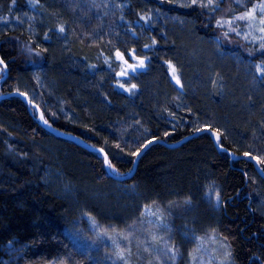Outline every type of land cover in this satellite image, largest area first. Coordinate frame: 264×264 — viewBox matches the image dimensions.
Listing matches in <instances>:
<instances>
[{
  "label": "trees",
  "instance_id": "trees-1",
  "mask_svg": "<svg viewBox=\"0 0 264 264\" xmlns=\"http://www.w3.org/2000/svg\"><path fill=\"white\" fill-rule=\"evenodd\" d=\"M258 2L242 0L249 8ZM229 4L232 0H222L221 7ZM40 5L0 0V16L11 21L0 22V56L8 63L0 94L27 92L54 128L103 148L121 177L132 172L130 151L153 137L180 142L196 134L194 125L219 128L223 147L235 156L264 152V84L245 73L243 80L233 65L214 55L221 32L214 21L205 26L208 15L202 10L167 0H40ZM140 15H151L154 26ZM60 24L67 38L44 41V34L52 36L49 29ZM245 27L240 22L241 32ZM153 36L158 44L145 49ZM230 40L221 38L223 53L236 54L243 64L259 62V43L235 34ZM33 41L48 52L29 58L23 45ZM116 48H134L151 58L146 71L130 74V82L139 86L135 94L116 86L117 80L128 82L116 76ZM166 60L176 66L183 88L173 83ZM36 117L19 98L0 101V264H59L61 259L96 264L66 231L77 221L84 224L85 213L124 231L123 220L132 221L145 205L215 229L229 246L232 264H264V214L257 206L264 200V180L248 160L219 152L207 133L174 149L151 146L134 175L116 181L105 175L99 154L49 134ZM209 187L221 194L216 209L206 203ZM189 197L188 211L169 209V202L183 204Z\"/></svg>",
  "mask_w": 264,
  "mask_h": 264
},
{
  "label": "snow or ice",
  "instance_id": "snow-or-ice-1",
  "mask_svg": "<svg viewBox=\"0 0 264 264\" xmlns=\"http://www.w3.org/2000/svg\"><path fill=\"white\" fill-rule=\"evenodd\" d=\"M15 2L16 0H12L13 6L15 5ZM161 2H164V0H161ZM167 2L177 3L178 7L180 8L196 7L202 10V14H207L208 24H206L205 26L207 27L208 25H211L214 21L215 28L220 30L221 32V36H218L216 41L218 47L221 43V38L224 41L231 42L230 36L232 34L241 36L242 33L240 30V22H244L248 31L243 33V38L245 40H248L249 36H252L253 41H259V46L255 50V52H258L261 58L259 62H253L250 65L253 79L261 84H264V0H259L258 3L253 4L250 8L244 5L242 3V0H232V4H235L244 9L240 12H236V10L232 7V4H229L227 8H222V0H186V2H182V0H167ZM29 4L32 8H36L38 6L42 7V5H40V0H29ZM11 11L12 8L10 7L9 13H11ZM156 11L159 12V9H157ZM29 19L31 20L33 18ZM120 19L123 20L124 17L121 16ZM139 19L143 21L144 24L148 25L149 28L154 26L152 23L151 15H140ZM16 21L17 23H23L19 16L16 17ZM0 22L4 23L6 26L11 23V21L7 17L3 16H0ZM181 23H183V21H181ZM141 27L143 28V25H141ZM146 30L147 29H145V31ZM29 31H31V25L29 26ZM49 32H52L53 35L50 36L48 33H45L43 36L44 41H51L54 37L56 39L67 38L66 29L63 24L57 25L54 29H49ZM255 32L260 33L259 37L254 35ZM132 34L136 35L135 30H132ZM157 44L158 41L153 36L151 38V43H145L143 47L145 49H154ZM23 49L29 58L41 57L42 54L48 52L47 48L42 47L39 43H36L34 41L32 43L24 44ZM114 55L115 59L119 61L120 67V70L116 72V76L121 78H128L127 83L122 82L121 80H117L116 86L122 89L124 92L135 94L139 86L136 83L130 82L133 78L130 74H139L141 71H146L148 69L151 58L147 55H138L136 49L134 48L128 49L126 51H121L119 48H116ZM249 55L253 56L255 55V53L250 50ZM105 63H108V60H106ZM165 64L167 65L171 73V79L175 82L176 85L183 88V84L176 66L169 60H166ZM91 67L94 68L95 65H92ZM109 67H111L110 63ZM7 69L8 63L6 62L4 57L0 56V79L4 78ZM37 82L39 83L38 78ZM16 94L25 98L28 104L37 108V110L39 111V105H36L34 103V101L28 96L27 92L16 89ZM52 115L55 116V113H52ZM169 115H172L174 117L175 114L169 113ZM39 119L48 127H52L49 121L45 118L44 112H40ZM193 131L195 133H209L215 140L216 145L220 147L221 151L227 152V149L223 147V133L219 128H216L211 124H204L202 126L194 125ZM169 135V132L164 133V136L166 137ZM157 139V137L147 139L143 144H140L138 147H136L135 150L130 151L128 155L138 157L146 148H148L149 145L155 143ZM115 148L119 149L120 151H124L119 143L115 144ZM98 151L103 154L102 163L103 166L108 170L105 175L109 176V174H112V177L110 178L121 176L122 173H120L116 166L113 164L112 160L109 158V155L105 152V150L101 148ZM243 156L255 162L258 172L261 174L262 178H264V152L257 155L253 154L252 152L245 151L243 152ZM129 172H131V169H129ZM245 175L247 174L245 173ZM206 195L214 197L216 206L220 205L221 194L214 187H209L208 193H206ZM191 205L192 201L189 197L183 201V204L171 201L169 202L168 207L170 210L175 209L180 212H185L190 209ZM169 214H171V211H169ZM85 215H88L89 220L93 223V227H96L97 225L95 222V218L87 213H85ZM145 215L149 217H155V220L149 219L147 221V223L151 225V228L147 229L150 239L145 238L143 241H141L139 238H136L137 248L139 249L143 245V251L149 253L150 256L154 254V258L158 262V264H167V261L169 260L174 262L178 255V249L170 235L171 228L166 222L163 211L159 209L157 211H152L147 205H145V211L141 213V216ZM141 223L143 224L144 222L141 221ZM109 231H111L114 235H109ZM134 233L135 228L133 226H129V230L127 231H117L116 228L113 227L110 230H102L98 233V237L107 236V238L112 241L114 247L113 255H115L117 260L122 261L123 264H129L128 258L131 256V244L134 238ZM195 239L200 243H198L193 252L200 253L203 251V238L196 237ZM120 240L127 241L128 246L121 247L119 243ZM11 244L12 241H9V245ZM221 247L224 249L223 255L225 257V260L220 261V264H231L230 259H228L231 257V252L228 250L229 246L226 244H222ZM12 250L15 251V249ZM189 255L192 256L193 261L196 260V256L193 255V253H189ZM59 264H68V260L61 259L59 261ZM148 264H152V261L149 260Z\"/></svg>",
  "mask_w": 264,
  "mask_h": 264
},
{
  "label": "rangeland",
  "instance_id": "rangeland-1",
  "mask_svg": "<svg viewBox=\"0 0 264 264\" xmlns=\"http://www.w3.org/2000/svg\"><path fill=\"white\" fill-rule=\"evenodd\" d=\"M102 5V7L106 8L105 3H102ZM247 31L248 29L247 27H245V32ZM241 33V38L244 41L251 43H259L258 40L253 41L252 36H249L248 40H245L243 38L244 32ZM254 35L259 37L260 33L255 32ZM213 49L214 55L217 54L222 62L233 65L236 68V73L241 75V78L243 77V80L245 78L243 75L244 73L246 74L245 76L247 77V79H252L253 75L252 70L250 68V63L243 64V61L239 59L236 54L223 53L216 44H213ZM195 53H197L196 49ZM115 61L118 63L119 67V61H117L116 59ZM173 83L175 84L174 81ZM253 83V81L249 83L251 84V87ZM176 86L179 87L178 85ZM117 188H119L118 190L121 194H127V192H125V188ZM206 201L207 206H211L214 209L218 208V206H216L215 204L214 197L206 195ZM257 206L259 209H261L262 213L264 214V200H260L257 203ZM139 209L141 212H144L145 206H141V208ZM149 209H151L152 211H157L158 209L163 211L166 218V222L171 228L170 235L178 249V255L175 261L173 262L169 260L167 261V264H220V261L225 260V257L223 255L224 249L221 247L223 243L215 232V229L208 225L200 224L199 222L195 221L194 217H192V219H187L183 216L176 217L174 214H169V212L164 211L159 207H149ZM149 219L155 220V217H149L147 215L141 216L140 213L136 215L134 219L132 216V221H127V219L123 220V225L125 226L124 231L129 230V226H133L135 228L134 238L131 244V256L128 258L129 264H148L149 260L152 261V264H158V262L154 258V254L150 256L149 253L143 251V245L139 249L137 248L136 238H139L141 241H143L145 238L150 239L147 232V229L151 228V225L147 223ZM81 221H83L84 224H81L79 221L73 223V225L66 231L67 236L74 240V243L80 249L89 251L93 258V262L95 261L96 264H123L122 261L117 260L115 255H113L114 247L112 241L109 240L107 236L98 237L99 232L105 229L110 230L117 224L105 225L101 223V221H99L97 218H95L97 226L93 227V223L89 220L88 215H84L83 220ZM141 221H143L144 223L142 224ZM109 235L114 234L109 231ZM196 237L203 238V251L200 253L193 252V250L197 247L198 243H200L195 239ZM119 243L121 247L128 246L127 241L120 240ZM189 253H193V255L196 256L195 261H193L192 256H190Z\"/></svg>",
  "mask_w": 264,
  "mask_h": 264
},
{
  "label": "water",
  "instance_id": "water-1",
  "mask_svg": "<svg viewBox=\"0 0 264 264\" xmlns=\"http://www.w3.org/2000/svg\"><path fill=\"white\" fill-rule=\"evenodd\" d=\"M7 75H8V69L6 70V74L4 76L3 79H0V85L6 80L7 78ZM19 98L20 100H22L26 106H28L29 109H33L35 112H36V121L37 123L39 124V126L41 128H43L46 132H48L49 134L57 137V138H60V139H63V140H66V141H69V142H72L74 144H76L77 146H79L80 148L88 151V152H91V153H96V154H99L102 158H103V154L101 152H99V148H95L91 145H89L88 143H86L85 141H83L82 139H79L78 137L74 136V135H71V134H67V133H63L59 130H57L56 128H54L53 126L52 127H48L47 125H45L40 119H39V115H40V108H39V111L37 110V108L33 107L32 105L28 104L27 100L21 96H19L18 94H16V92H11V93H8V94H0V101H3V100H6V99H9V98ZM204 133H207V132H204ZM200 134H203V133H196L192 136H189V137H186L185 139L181 140L180 142H177V143H174V144H171V143H168V142H165L163 140H157L155 143H152L151 145L148 146V148H146L138 157H135L134 159V162H133V169H132V172L127 175V176H119V177H114L112 179L116 180V181H124V180H127V179H130L135 171H136V168H137V164L139 162V160L141 159V157L145 154V152L153 145H163L167 148H170V149H174V148H178L180 147L182 144L186 143L187 141L191 140L192 138H195L197 137L198 135ZM213 144L215 145V147L217 148V150L219 152H222V153H225V154H228L230 155V157L233 159V160H248L252 165L253 167L255 168V171L256 173L259 175V177L264 180V178H262L261 174L258 172L257 170V166L255 164L254 161L250 160L249 158L247 157H244V156H235L233 155L231 152L227 151V152H224V151H221L220 147H218L215 143V140L211 137V135L209 133H207ZM106 172L108 171L106 168H105ZM109 177H112V174H109Z\"/></svg>",
  "mask_w": 264,
  "mask_h": 264
}]
</instances>
